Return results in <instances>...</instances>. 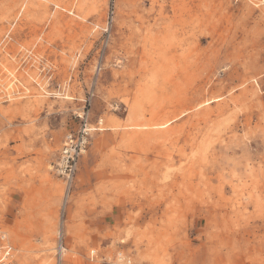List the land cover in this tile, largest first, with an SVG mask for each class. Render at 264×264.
<instances>
[{"label":"rangeland","instance_id":"1","mask_svg":"<svg viewBox=\"0 0 264 264\" xmlns=\"http://www.w3.org/2000/svg\"><path fill=\"white\" fill-rule=\"evenodd\" d=\"M262 5L0 0V229L18 264H264ZM84 119L102 123L67 183Z\"/></svg>","mask_w":264,"mask_h":264},{"label":"built area","instance_id":"2","mask_svg":"<svg viewBox=\"0 0 264 264\" xmlns=\"http://www.w3.org/2000/svg\"><path fill=\"white\" fill-rule=\"evenodd\" d=\"M89 125L84 119L83 124L77 131H69L63 138L57 173L67 183L73 176L78 157L86 148L87 137L91 131ZM16 255V249L9 234L0 229V264H18Z\"/></svg>","mask_w":264,"mask_h":264},{"label":"bare ground","instance_id":"3","mask_svg":"<svg viewBox=\"0 0 264 264\" xmlns=\"http://www.w3.org/2000/svg\"><path fill=\"white\" fill-rule=\"evenodd\" d=\"M258 1H260L261 2V4H263L264 5V0H258ZM262 5V6H263ZM172 59V58H171ZM83 115V114H82ZM82 115H80L81 117H82ZM102 121V119H100L98 122H97V124H99L98 126H91L90 127V130H95V129H97L99 126H100V124L102 123L101 122ZM172 122V121H171ZM167 122L165 121L164 123H161L160 124V126H162L160 129H158V131H165L166 129H167V127H168V124H166ZM137 125V124H136ZM59 248H62V246H61V244H59ZM63 249V251L65 250L64 248H62ZM58 250V249H57ZM61 253H63V252H58V254H61ZM92 256H93V254H95V250L93 249V250H91V253H90ZM52 261H51V259H50V257L49 256H43V258H41V260H40V262H38L37 264H52L51 263Z\"/></svg>","mask_w":264,"mask_h":264}]
</instances>
